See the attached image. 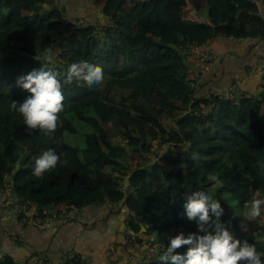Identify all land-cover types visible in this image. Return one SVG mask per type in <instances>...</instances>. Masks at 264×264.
<instances>
[{
	"label": "trees",
	"instance_id": "1",
	"mask_svg": "<svg viewBox=\"0 0 264 264\" xmlns=\"http://www.w3.org/2000/svg\"><path fill=\"white\" fill-rule=\"evenodd\" d=\"M182 1L199 20L186 18ZM198 1L0 0V205L21 207L10 218L0 207V264L46 260L52 248L40 251L31 241L60 238L75 215L55 229L34 223L64 210L86 217L91 236L106 223L130 230L135 238L115 263L160 264L172 237L198 231L183 208L198 189L220 200L221 223L264 261V215L250 220L243 207L253 196L264 199V100L209 95L214 85L201 81L203 60L189 54L219 37L264 40V19L251 0ZM46 48L57 53L49 67L58 72L80 61L104 72L102 85L63 87L65 107L52 135L29 131L10 108L29 95L17 79L43 66ZM66 132L82 138L79 151ZM49 149L68 163L37 179L35 160ZM141 248L148 257L124 260ZM65 251L54 255L61 264H90L81 252Z\"/></svg>",
	"mask_w": 264,
	"mask_h": 264
},
{
	"label": "clouds",
	"instance_id": "2",
	"mask_svg": "<svg viewBox=\"0 0 264 264\" xmlns=\"http://www.w3.org/2000/svg\"><path fill=\"white\" fill-rule=\"evenodd\" d=\"M56 55L52 48H46L39 59L43 66L17 79V86L29 95L22 102L13 101L10 108L22 116L29 131L38 129L46 135L56 132L60 113L65 107L62 90L65 85L83 82L91 87L102 85L104 81L102 67L87 61L74 62L66 72H58L55 67H49L57 64ZM189 147L186 145L183 150L187 151ZM67 163V160H61L59 154L49 149L35 160L32 175L41 179L58 164ZM207 179L214 183L220 182L216 175H209ZM243 207L250 220L264 215V199L253 196ZM183 208L187 218L197 222L198 231L188 235L181 232L172 237L159 255L160 264H264L254 244L234 239L229 229L221 223L224 209L211 192L198 189L186 194ZM184 246H187V251L179 253L177 250Z\"/></svg>",
	"mask_w": 264,
	"mask_h": 264
},
{
	"label": "crops",
	"instance_id": "3",
	"mask_svg": "<svg viewBox=\"0 0 264 264\" xmlns=\"http://www.w3.org/2000/svg\"><path fill=\"white\" fill-rule=\"evenodd\" d=\"M201 3L203 4V1ZM188 7L191 8L190 4ZM258 8L260 16L264 19L263 1L260 0ZM194 9L196 10L195 6ZM192 14L199 16L196 13ZM200 47L206 54L209 55L212 52L217 56L211 62L204 61L203 57H200L203 60L204 73L201 81L206 80L214 85V87L209 88L208 93L211 91L224 93L234 89V95L244 93L247 96H254L259 100H264V40L251 38L224 39L219 37ZM238 84L242 86L236 91ZM74 215L75 219H72L64 227L66 235H60V238L57 237L55 240L54 238L56 237L43 241L34 240L31 241V245L36 246L40 251L51 247L52 249L47 258L52 264H61L63 262H60L61 259L57 260L58 255H54L64 250L67 251H65L66 253L74 250L81 252L90 264H108L107 257L103 255V258H99L94 248V245L97 244L95 235L100 234L102 228L94 230L95 233L91 236L90 230L93 229L85 223L84 219L86 217H77L76 212H74ZM70 228H73L72 233L68 231ZM55 249L57 250L55 251Z\"/></svg>",
	"mask_w": 264,
	"mask_h": 264
},
{
	"label": "rangeland",
	"instance_id": "4",
	"mask_svg": "<svg viewBox=\"0 0 264 264\" xmlns=\"http://www.w3.org/2000/svg\"><path fill=\"white\" fill-rule=\"evenodd\" d=\"M196 1L199 2L198 0H194V2H196ZM59 2L61 3V1H59ZM181 4H182V6L185 5V7H186V12H187L186 18L192 19V20H199L200 16H195V15L192 14L193 12L189 9L188 3H186L185 1H182ZM201 5H202V3H201ZM97 10H102V5L99 4V6H97ZM139 27L143 28V26H141V25ZM196 50H199V54L196 52ZM200 50H202L200 46L191 47V49L189 50L190 57H197L196 59H199L200 57H203L204 61L211 62L212 59H209V60L207 59L208 58V54H206V52H204V54H201ZM210 55H211V53H210ZM190 78H192V76H190ZM239 95L241 96V95H245V94L244 93H238V94H235V95H232V96L234 98H237ZM80 125H81L82 129H86L87 128V125L84 124V123H80ZM65 140L67 142H69L70 144H72L75 147L76 151H79L80 150L79 148L83 146L82 138L80 136H78V135L66 132L65 133ZM117 141L119 143H121L120 139H117ZM130 151L132 153V157L136 158V161H139L140 159L137 158V154H134V153H137V152L133 151L132 149H130ZM177 187H179V189H180L181 186L179 184H177ZM14 203L15 202H13L11 200V201L7 202V204L0 205V207L2 208V210L4 212L5 218H10V216L12 214H18V212L21 211V207L20 206H19V209H15ZM33 213L34 212L32 211V214ZM62 213L64 214V211ZM55 216H57V215H55ZM66 218L67 217L64 215L63 220H61V222L65 221ZM39 220L41 222H43L42 219H37L34 224L39 223ZM262 220L264 222L263 218H262ZM60 224H61L60 222H58V221L55 222L54 221V227L56 225L58 227V226H60ZM122 226H123V224L121 222H119V224L118 223H116V224L115 223H106L105 225L102 226L101 233L95 235L97 237V239H96L97 240V244L99 245V246L97 244L94 245V248H95V250L97 252L96 255L99 258H103V255H105L107 257V259H108L107 260L108 264H118V263H115L113 258L117 257V258H121L122 259V255L123 254L121 253L120 250H123V247L127 248V246H129L128 242L131 243L132 240L135 238V236L130 234V230L129 229L123 228ZM115 229H116V231H114ZM140 237L142 238L143 243H145V240H147V238H148L147 235L144 234L143 230L140 232ZM261 238H263V237H261ZM92 241L95 242L94 240H92ZM148 245L149 244H146V246H148ZM29 247H30L29 244L27 243V241H25L23 246H22V248L24 250L23 251V257L26 258V259L29 257V254H30L28 252ZM74 252L75 251H73V252L71 251L69 253V256L70 257L73 256ZM132 253H134V252H132ZM139 253L138 254L135 253V254H133L131 256L127 255V256H125L124 260H126V261H134L137 258H139V256H141V255L142 256L146 255L147 257L149 255V253H147L145 248H141ZM4 254H5V252L2 253V255H4ZM114 254H116V255H114ZM0 256H1V254H0ZM121 259H118V261H122ZM29 262L31 264H52V262L47 257H46V260H44V259L38 258L36 256L30 258Z\"/></svg>",
	"mask_w": 264,
	"mask_h": 264
},
{
	"label": "built area",
	"instance_id": "5",
	"mask_svg": "<svg viewBox=\"0 0 264 264\" xmlns=\"http://www.w3.org/2000/svg\"><path fill=\"white\" fill-rule=\"evenodd\" d=\"M251 1H252L255 5H257V6H259V4H260V0H251ZM196 52L199 54V50H196ZM200 52H201V54H204V51H203V50H200ZM216 57H217V56H216L214 53L211 52V55L209 54L207 59H208V60H209V59H214V58H216ZM208 62H209V61H208ZM241 86H242V85H239V84H238L237 87H236V91L239 90V89L241 88ZM209 95H219V96L224 97V98L233 97L232 95H234V89L231 90V91H229V92H224V93H219V92H213V91H211V92L209 93ZM15 209H19V207L16 206ZM64 215L67 217V218L65 219V221H67L68 218H70V217H72V216L74 215V213H73V212L70 213V212H67V211L64 210V214L61 213L60 215H58V217L54 215V218H52V219L47 218V219L43 220V222H41V221L39 220V223H36V225H37L40 229H50V228H55V227H57V225L54 227V221H55V222L58 221V222H60V223L64 222V221L61 222V220H63ZM41 223H42L43 225H42Z\"/></svg>",
	"mask_w": 264,
	"mask_h": 264
}]
</instances>
